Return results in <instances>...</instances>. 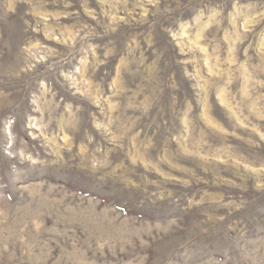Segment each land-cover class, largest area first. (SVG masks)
<instances>
[{"label":"rangeland","instance_id":"rangeland-1","mask_svg":"<svg viewBox=\"0 0 264 264\" xmlns=\"http://www.w3.org/2000/svg\"><path fill=\"white\" fill-rule=\"evenodd\" d=\"M0 264H264V0H0Z\"/></svg>","mask_w":264,"mask_h":264}]
</instances>
